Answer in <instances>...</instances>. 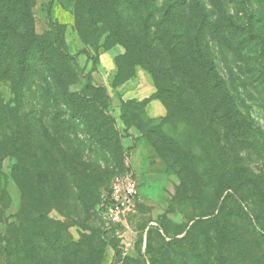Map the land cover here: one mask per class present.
<instances>
[{"label":"rangeland","instance_id":"rangeland-1","mask_svg":"<svg viewBox=\"0 0 264 264\" xmlns=\"http://www.w3.org/2000/svg\"><path fill=\"white\" fill-rule=\"evenodd\" d=\"M7 1L18 32L31 29L41 36L57 28L58 44L51 48L69 54V93L83 91L107 105L122 149L117 154L107 139H96L73 119L71 103L51 77L30 70L19 104L26 156L15 151L0 108V264H199L193 259L194 247L207 264H264V246L254 231L264 227V0H219V5L198 0L212 20L218 7V18L231 16L260 37L242 42L224 39L219 31L207 33L208 57L215 59L222 88L232 99L231 109H222L210 127L197 116L198 128L179 115L168 120L169 107L151 98L157 87L141 66L135 76L145 74L155 92L145 99H127L122 85L135 76L120 84L117 62L126 54L125 46L106 42L107 25L100 23L97 35L89 28L90 17L96 20L102 9L107 23L166 35L176 26L166 29L161 19L174 0H107V6L96 0ZM186 13L190 15L191 4ZM79 22L92 42L83 38ZM17 43L14 36L10 54L0 60V103L11 106H17L15 86L21 79L13 58ZM36 59H30L32 69ZM153 100L162 104L164 115L149 114ZM129 101L137 104L125 112L123 102ZM226 105L223 101L220 108ZM139 118L154 121L157 140L166 136L175 141L189 175L156 152ZM65 159L74 165L72 171L61 163ZM127 170L136 177L135 209L122 225L108 226L99 203ZM195 177L205 183L201 192ZM84 179L90 186L81 190ZM212 179L215 186L209 185ZM228 194L232 197L225 199ZM206 211H215V224L202 225L186 237L196 219L209 217L203 215Z\"/></svg>","mask_w":264,"mask_h":264},{"label":"trees","instance_id":"trees-1","mask_svg":"<svg viewBox=\"0 0 264 264\" xmlns=\"http://www.w3.org/2000/svg\"><path fill=\"white\" fill-rule=\"evenodd\" d=\"M6 1L0 0V60L10 54L11 40L15 36L18 43L16 44V48H14L13 58L18 66L21 79L17 80L15 86L17 106L5 105L2 102L0 103V108L2 110L1 122L11 130L10 141L15 151L17 153L23 152L25 156L28 154L21 147L23 136L19 121V104L22 101L23 87L27 81L26 74L30 70L38 69L35 73L41 74V72L45 71L55 82V86L57 85L56 87L59 88L62 96L66 97V101L71 103L70 111L71 113L73 112V119H77L80 124L85 125L88 132L96 139H107L111 143L115 153L121 152L122 147L119 143V134L114 120L108 114V111H106L107 105L93 95L88 97L82 94L83 91L79 95L69 93L68 85L70 80L68 77L72 75V72L65 61L69 54L64 48H51V45L58 44L57 28L55 27L41 36L35 35L31 29L26 33L18 32V21L9 17L8 10L10 9L7 8L8 1ZM9 1H14L15 4L16 1L19 3L24 2V0ZM96 1L100 4L108 5L107 0ZM212 1L213 4L219 5V0ZM189 4H191V13L187 15L186 12ZM199 4L198 0H174L172 4H168L164 10L161 24H165L166 29L167 25L170 24L176 26V28L174 32L167 33L166 35H161L157 31L151 33L149 30L137 32L134 27L130 29L121 25L118 21H116V24L107 23L106 14L102 9L97 14L96 20L93 21L91 17L89 19V28L96 35L100 31V28L97 27L100 23L107 25L108 28L105 30V33H107L106 42L119 43L126 48V54L117 62L120 84L134 77L137 73V66H141L152 75L157 87V91L151 98H159L169 107L168 120H176V116L179 115L185 124L194 125L197 128L200 127L197 116L200 117L202 115L208 121V127H210L213 125L212 121L216 120L222 109L224 111L231 109L230 102L228 101L232 98L222 88L223 82H221V78L216 72L215 59L213 60L212 55L210 59L208 57L209 54L206 49L207 33L211 32V34H215L219 31L225 34L224 39H228L229 41H232L231 38L233 37L240 39L242 42L247 41V37L251 41H258L260 38L254 32V28L238 24L231 16L218 18L216 14L218 7L214 8L213 12L216 19L212 20V13L205 6H200ZM30 6L31 4L29 5V9ZM19 9H21L20 5ZM114 10L118 18V14L120 15L118 8L114 6ZM28 16L30 18L29 13ZM79 30L82 31L83 38L85 37L88 43L92 42L93 39L82 28L81 22H79ZM42 43L48 46L43 48ZM35 45H37V48H32ZM35 57L37 58L35 60L36 69H32L29 63L30 59H34ZM260 76H263L262 72H260ZM223 101H226L227 105L225 108H220ZM136 104L137 102L135 101L123 102V109L126 112L128 106H136ZM139 121L140 127L156 152L163 159H172V166L178 167L179 173L189 175L191 169L182 162L181 154L177 153L175 141L166 136L157 140V127L153 124L154 121L149 118L144 120H140L139 118ZM38 137L42 141L39 135ZM183 157H185V154H183ZM24 162L25 159L23 160ZM61 163L66 169L72 171L70 168H73L74 165L70 164L67 159L61 160ZM209 181L210 186H215L216 180L212 179ZM194 182L196 187L198 186L199 192L205 188V183L201 178L195 177ZM82 185L86 188L90 186V182L87 179L80 181L79 187L81 190L84 189ZM224 189L222 188V191ZM82 192L86 195L85 190ZM231 197V194H228L225 199ZM103 199L100 203H102ZM214 213L215 211L204 212L203 215L209 217L196 219L187 230L186 237H190L202 225L212 227L217 219V217H213ZM259 228L254 227V231H257L256 234L264 246V227L260 226ZM193 259L198 261L199 264H207L200 257L195 247Z\"/></svg>","mask_w":264,"mask_h":264},{"label":"built area","instance_id":"built-area-1","mask_svg":"<svg viewBox=\"0 0 264 264\" xmlns=\"http://www.w3.org/2000/svg\"><path fill=\"white\" fill-rule=\"evenodd\" d=\"M136 198V177L133 171L127 170L113 180L110 194L99 205L100 214L106 224L122 225L134 211Z\"/></svg>","mask_w":264,"mask_h":264},{"label":"crops","instance_id":"crops-1","mask_svg":"<svg viewBox=\"0 0 264 264\" xmlns=\"http://www.w3.org/2000/svg\"><path fill=\"white\" fill-rule=\"evenodd\" d=\"M122 87H124V94L127 99H145L155 92L151 79L141 72L124 83ZM148 109L151 116H161L165 113L162 104L155 100L148 104Z\"/></svg>","mask_w":264,"mask_h":264}]
</instances>
